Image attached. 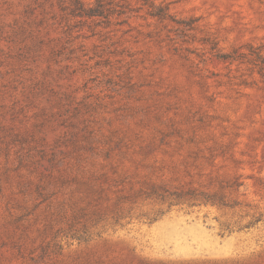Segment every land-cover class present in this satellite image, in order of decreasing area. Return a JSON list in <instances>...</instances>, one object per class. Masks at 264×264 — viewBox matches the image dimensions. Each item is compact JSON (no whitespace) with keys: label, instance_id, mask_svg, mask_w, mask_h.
<instances>
[{"label":"rangeland","instance_id":"rangeland-1","mask_svg":"<svg viewBox=\"0 0 264 264\" xmlns=\"http://www.w3.org/2000/svg\"><path fill=\"white\" fill-rule=\"evenodd\" d=\"M0 264H264V0H0Z\"/></svg>","mask_w":264,"mask_h":264},{"label":"trees","instance_id":"trees-1","mask_svg":"<svg viewBox=\"0 0 264 264\" xmlns=\"http://www.w3.org/2000/svg\"><path fill=\"white\" fill-rule=\"evenodd\" d=\"M76 3H77V2H76ZM79 10H80V9H79ZM80 12H82V11L80 10ZM83 14H84V15H90V16L92 15L91 13H87V12H85V11H84ZM95 14H96V13H95ZM161 14H163L162 11H160V13H158V15H161Z\"/></svg>","mask_w":264,"mask_h":264}]
</instances>
